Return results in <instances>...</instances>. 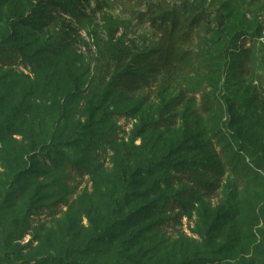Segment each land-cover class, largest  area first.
<instances>
[{
	"label": "rangeland",
	"instance_id": "obj_1",
	"mask_svg": "<svg viewBox=\"0 0 264 264\" xmlns=\"http://www.w3.org/2000/svg\"><path fill=\"white\" fill-rule=\"evenodd\" d=\"M160 11L203 17L190 65L116 90L105 50L157 49ZM0 45L25 62L0 67V200L26 187L0 206V258L264 264V0H0ZM50 147L81 174L35 156ZM188 174L219 189L197 193Z\"/></svg>",
	"mask_w": 264,
	"mask_h": 264
},
{
	"label": "trees",
	"instance_id": "obj_2",
	"mask_svg": "<svg viewBox=\"0 0 264 264\" xmlns=\"http://www.w3.org/2000/svg\"><path fill=\"white\" fill-rule=\"evenodd\" d=\"M57 6L60 8V10L69 15H72L77 8L75 2L69 3V7L72 9H66L61 5ZM202 20V16H196L192 19L183 18L180 13L174 11H160L159 13H155L153 17H151L150 21L152 27L161 36V43L157 49L152 50L144 55H134L122 44L112 42L104 52L107 66L111 69L108 71V74L111 77L110 86L116 87V90H144L150 86L151 82L157 77L158 74L170 72L178 65L185 67L189 66L191 63V55L187 50V47L193 42L195 28L201 25ZM24 63L23 56H21L17 50L0 45L1 68L15 67ZM7 134H9V131H7ZM49 151L51 154L49 152H43L35 154V156L44 158L46 166L49 165L50 167L54 168L61 166L62 168L64 167L65 170L69 168L72 171L81 174V171L75 167V164L71 163L68 159L60 160L57 157H51L52 153L57 156V153L53 147H50ZM172 166L174 167V165ZM172 166H170V168H172ZM172 170L176 171V169L173 168ZM72 173L73 172L70 174ZM18 174L23 176L21 179H29L31 177L37 178V172L34 170H28ZM186 180L189 184H191L197 193H200L204 196L211 197L216 193L217 189H219V186L216 183L201 182L192 174H188L186 176ZM25 189V185L19 187L18 189H14V185L9 186V188H7L3 194V198L0 200V206H7V203L13 202L14 199L19 200ZM182 208L183 206L177 203L175 200L169 201L165 204L166 211L175 209L181 210ZM42 210L47 212V215L50 214L51 216L55 215V212H57L55 206ZM31 212L32 211L30 209L29 212L22 217L23 223L19 225V228L21 227V229H23L25 227H29L33 223V216L36 215ZM132 216H135L137 218L135 222H138L143 221L144 216H147V213L142 209ZM169 221L171 222V220ZM154 226L158 228V231H162L165 227V224L161 221L156 225H152L153 228ZM24 234L21 235L20 240L25 237ZM50 256L53 255L50 254ZM57 262L58 261H55L53 264H56ZM48 263L49 262H45V264ZM0 264H17V262L12 259V255L6 253V259L4 260L0 258ZM23 264H30V261H25ZM58 264H64V262L61 260L58 262Z\"/></svg>",
	"mask_w": 264,
	"mask_h": 264
}]
</instances>
